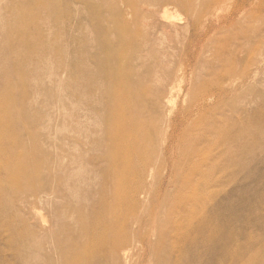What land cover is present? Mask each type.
<instances>
[{
    "label": "rangeland",
    "instance_id": "1",
    "mask_svg": "<svg viewBox=\"0 0 264 264\" xmlns=\"http://www.w3.org/2000/svg\"><path fill=\"white\" fill-rule=\"evenodd\" d=\"M15 13L24 15L29 41L6 38ZM117 59L145 83L143 107L119 92ZM257 112H264V0H0V136L20 142L21 158L11 181L0 172L7 208L0 264L75 257L118 213L126 227L111 239L122 244L96 248L90 264H229L233 256L242 264L261 251L264 260V181L246 178L252 168L255 178L263 173L264 149L242 170L220 154L255 134L264 122ZM142 120V151L126 149V210L106 212L107 135ZM199 152L208 159L197 165ZM201 176L207 198L219 190L212 208L221 210L222 233L214 244L191 241L175 251L170 222ZM207 250L214 255L194 257Z\"/></svg>",
    "mask_w": 264,
    "mask_h": 264
},
{
    "label": "bare ground",
    "instance_id": "2",
    "mask_svg": "<svg viewBox=\"0 0 264 264\" xmlns=\"http://www.w3.org/2000/svg\"><path fill=\"white\" fill-rule=\"evenodd\" d=\"M23 18H24V15L21 13L18 14L17 16H16V13L14 14V18H13L14 20L12 22V26L6 34L7 39L8 38L13 39L17 37L16 43L26 42L30 40L25 35L27 31L25 30V28H22ZM17 30H18V33H12V31L16 32ZM36 33L37 32H35V35ZM85 42L86 41L84 40V43ZM117 60L119 61V63L117 64L113 74L117 80L116 83L118 84L119 92L125 93V96L128 101H131V100L135 101L136 99L137 101L140 102L141 107H143V103L145 102V99H144L145 95H143V93L145 94L146 92L145 83L143 81L140 83L139 81H132L130 78V73L132 72V70L133 71L135 70L128 64V62L125 59H117ZM128 65L130 68H127ZM120 108L121 106L117 109H120ZM142 109L144 110V108H141V111ZM135 112H132L131 116L134 120L135 119L139 120V115L136 114ZM118 115L121 117L124 123L125 118L123 116L122 111L118 110ZM257 115L261 118V120H263L264 112H257ZM138 123L140 126L138 124H135L134 130H132L129 133L125 132L124 130H112L107 135L108 137L106 138V141H107V146L109 148L110 155H111V162H112L111 176L113 179V183H112V192L110 191V194L109 193L105 194L108 201H104L102 204V207L105 206L106 212L109 211V209L111 208H115L121 212L126 210V205L122 203V199L124 196L127 195V191H126L127 186L125 187L122 184V182H124L126 185V178L128 177V173H129L127 166H128L129 160H131V155L128 156V153L132 151L131 148H133L134 150L140 153L142 151L143 141L145 140L142 130H141V125L144 123V120ZM255 128H256L255 134H252L251 136H244V134H242L241 140L237 142V146H234V150L229 148L231 146V144L229 143L227 148L220 151V154L222 155L220 156L224 157L223 155H225L226 157H228V162L231 165L238 167V165L243 164L244 167H241V169L239 170L254 167V165L258 162L257 160H255L259 158L257 155H259V152L262 150V147L264 149V122H260L259 125H257ZM137 130H139L140 133H137L136 132ZM236 133L237 131L235 132V134ZM230 134H234V133H230ZM234 138L236 140V136H234ZM18 142H19L18 140L11 141L10 138L4 139L0 136V172L7 174V176L9 175V178H10V180H7V177L6 179H3L4 176L0 174V182H1V179H3V181L5 180L4 182L11 181V177L16 167H17V171L15 172L17 173L19 172L18 168L21 167V158L19 156V153H17L15 150V147H17ZM129 147H131L129 151H126V149H128ZM198 154L199 155H198L197 160L199 161V163H197V165L200 164L201 162L204 163L206 159H208V155L205 152L203 153L199 152ZM30 156L32 157L35 155L31 154ZM36 162H38L37 158H36ZM257 167L255 166V169ZM261 167H264V166H261ZM255 169L254 171H256ZM252 170L250 172H247L248 174L245 172L246 170H243V172L247 174L246 175L247 180L249 182H252L253 179L255 181L257 177L259 176V181L263 183L264 169L261 175L256 174L257 175L256 178H255V174L254 176H252L253 175L251 174ZM238 172H235L236 176ZM191 174L193 175L192 172ZM36 176H38V174ZM231 176H233V174H231ZM191 184L192 186L188 188L190 190L189 195H188V200H189L187 203L188 206L184 204H180L181 213L178 216L179 219L176 221L170 222L172 226L171 229L173 232L171 236L173 239L172 247L173 249H175V251L177 250V248L179 247L182 248L183 246H185L191 241L193 242V248L194 246L204 247V246H200L198 243L200 244L204 243L205 246L214 244L213 243L214 239L217 237L218 234L222 233V230H221L222 227L217 221L216 215H215V212H218L221 210L218 208L216 203L214 204L217 207V209L212 208V203L214 199L216 200L217 193L219 190L216 189L211 195V197L207 198L209 192L208 191L205 192L204 189L207 190V187L209 184L207 183V181L205 180L203 176L199 177L198 180H196V182L194 180V182H192ZM258 185L259 184L256 183L254 184L253 187H257ZM201 187H204V188H201ZM237 193L240 195L241 191H237ZM253 199H254L253 204L255 202L258 204V200H256L255 197ZM2 202L3 200L1 199V195H0V214H1L0 221L1 222H3L2 221V216L4 215L3 212L7 209L5 206L6 204L3 205ZM242 209L244 211H248L249 208L248 206L244 205ZM117 215L118 216L115 215L112 218H109L104 221V231L102 234L101 233L96 234V238H99V237L100 238L95 243L93 242V240L91 242H87V241L84 242L80 248L79 255L75 257H69V256L66 257L65 256L66 254L63 253V256L65 257L62 260H59L57 264H90V261L92 260L91 259L92 255H94L93 258L99 255V254H96L98 251L96 250V248L109 245L111 249L116 250L119 247V244H122L121 239L112 240L111 236L113 235L114 231L119 232L120 229L125 230L126 223H127L125 220H123L124 217L120 213H118ZM180 236L183 239L176 240ZM223 240L224 239H222V241ZM178 252L180 253V250ZM214 253L215 252H212V250L211 251L207 250L203 253L201 252L196 253V256L194 255V257L198 259L204 258V257H209V255L212 256V254L214 255ZM262 254H263V251L255 252L251 255V257H249L250 258L249 260H244L242 264H264V260H261ZM228 263L229 264H240L239 260H235L234 256L230 257V260H228Z\"/></svg>",
    "mask_w": 264,
    "mask_h": 264
}]
</instances>
